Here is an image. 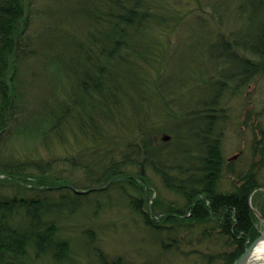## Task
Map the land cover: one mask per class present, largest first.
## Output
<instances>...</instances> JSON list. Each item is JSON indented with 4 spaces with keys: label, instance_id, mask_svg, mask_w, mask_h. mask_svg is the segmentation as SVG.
Wrapping results in <instances>:
<instances>
[{
    "label": "trees",
    "instance_id": "16d2710c",
    "mask_svg": "<svg viewBox=\"0 0 264 264\" xmlns=\"http://www.w3.org/2000/svg\"><path fill=\"white\" fill-rule=\"evenodd\" d=\"M59 1L0 0V188L20 193L0 199V264L72 263L63 227L89 204L86 218L117 206L115 191L160 256L234 264L261 235L264 132L252 154L259 160L235 172L223 157L220 113L230 88L264 73V0H66L68 17L58 18ZM231 10L245 23L226 33ZM194 27L210 35L203 48L216 68L191 57L195 66L170 84L168 63ZM37 80L43 92L33 91ZM149 172L175 199L152 198ZM79 228L97 235L94 225ZM188 237L208 255H184ZM91 252L89 264H133L97 245Z\"/></svg>",
    "mask_w": 264,
    "mask_h": 264
},
{
    "label": "rangeland",
    "instance_id": "374dc122",
    "mask_svg": "<svg viewBox=\"0 0 264 264\" xmlns=\"http://www.w3.org/2000/svg\"><path fill=\"white\" fill-rule=\"evenodd\" d=\"M60 3L66 4V0H60L57 4V17H68V11L62 8ZM225 20L224 25H222V30L226 33H229L234 27L235 29H239L245 23L244 20L238 18L237 12L232 10L228 12V18ZM209 36V34H206V29L197 27L189 28L185 31V39L178 46L172 59L168 63L166 82L169 81L168 83L172 84L185 77L187 68L195 66L191 57L204 59L210 73L215 70V63L209 61L203 48V44ZM22 70L24 72L22 79L28 83L30 71L27 72L25 67ZM40 83L37 80L33 91L43 92V86L36 87ZM24 87H26V84ZM222 107H224V110L220 115H222L223 121H220V124L221 128H223L222 151L224 160L227 163L234 162L232 169L235 172L246 171L253 161L259 160V157L255 158L252 154L254 147L258 146V141L262 137L261 133L264 132V73L255 79V81L253 80L250 84L239 87L236 91L230 88L223 96ZM165 137H169L170 139L168 134L162 136L163 139ZM12 142L13 148L23 149L21 147L22 143H24L22 140L16 139ZM61 151H58V156H60ZM44 155L46 158L49 157L46 152H44ZM56 167L60 169L64 166L56 163ZM227 168L229 167L226 166ZM66 173L69 175V172ZM149 177L155 185L153 199L160 192L165 194L167 201L175 199L174 195L163 191L159 180L151 172H149ZM80 178L81 173L79 171H76L72 176V179L77 181ZM232 179L233 177L230 172L225 170L222 181L223 190L230 189ZM44 193H33V197H43L46 194ZM16 194L20 193L13 189L0 188V199L13 197ZM26 195L32 197L30 193ZM112 196L115 202H118V205L121 203V206L122 204L123 206L117 205L114 208L105 209L100 214L94 212L86 218V214H90L94 206L93 204H89L80 214H77L75 218L76 222L67 223L68 225L63 227V232L70 239L73 248V260L71 261L73 264H89L90 259L94 258L91 254L94 245L100 247L111 258L123 257L133 264H146L151 261L159 264H201L197 255H191L186 259L175 254L173 250H169L167 253H161L160 256V246L155 244L156 239L153 240V236L149 232L139 228L137 216L132 214L128 206V201L118 191L113 192ZM101 199L104 201L105 197L103 196ZM105 200L108 202L109 197ZM81 224H85L86 226L94 225L97 230V235L95 236L92 232L90 234H82L79 228ZM260 229L262 233L264 229L263 223H261ZM187 239L186 242L182 243L184 255L193 251L192 249L194 251L198 249L203 250L205 254L210 252L206 246H199L198 244L189 246V237ZM94 242L95 244L91 246L90 243ZM158 258H161V260H154Z\"/></svg>",
    "mask_w": 264,
    "mask_h": 264
},
{
    "label": "water",
    "instance_id": "95a60500",
    "mask_svg": "<svg viewBox=\"0 0 264 264\" xmlns=\"http://www.w3.org/2000/svg\"><path fill=\"white\" fill-rule=\"evenodd\" d=\"M169 137H165V140H168ZM255 213L258 215V217L263 221L264 224V219L262 215L255 210ZM264 239V229L261 235L245 250V252L242 254V256L234 263V264H247V261L249 257L251 256L252 251L255 249L257 244Z\"/></svg>",
    "mask_w": 264,
    "mask_h": 264
},
{
    "label": "bare ground",
    "instance_id": "6f19581e",
    "mask_svg": "<svg viewBox=\"0 0 264 264\" xmlns=\"http://www.w3.org/2000/svg\"><path fill=\"white\" fill-rule=\"evenodd\" d=\"M247 264H264V239L252 251Z\"/></svg>",
    "mask_w": 264,
    "mask_h": 264
}]
</instances>
